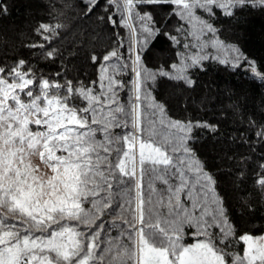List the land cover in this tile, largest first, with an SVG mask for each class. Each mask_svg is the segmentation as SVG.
<instances>
[{
    "label": "snow or ice",
    "instance_id": "1",
    "mask_svg": "<svg viewBox=\"0 0 264 264\" xmlns=\"http://www.w3.org/2000/svg\"><path fill=\"white\" fill-rule=\"evenodd\" d=\"M98 3L87 0L88 11ZM245 9L264 11V0H105L124 34L91 57L95 80L38 74L22 58L0 65V264H264V232L237 234L190 146L205 125L168 119L150 91L158 78L191 86L190 69L207 60L244 63L264 82L255 61L216 39L217 14ZM172 18L175 35L164 31ZM61 27L42 22L36 34L51 41ZM159 35L177 46L170 71L141 66ZM253 184L264 194V164Z\"/></svg>",
    "mask_w": 264,
    "mask_h": 264
},
{
    "label": "trees",
    "instance_id": "2",
    "mask_svg": "<svg viewBox=\"0 0 264 264\" xmlns=\"http://www.w3.org/2000/svg\"><path fill=\"white\" fill-rule=\"evenodd\" d=\"M104 5L105 0H99L89 12L87 0H2L0 7L6 10H0V65L22 58L38 74L55 78L61 73L85 84L95 80L98 64L91 57H102L124 34L109 23ZM154 15L163 27L166 11L156 8ZM42 22L62 25L59 36L47 41L37 35ZM212 22L223 42L264 70V11L245 9L233 18L218 13ZM176 24L177 18L167 19L164 31L175 35ZM32 44L57 48L60 55L54 61L45 59L42 49H31ZM145 48L142 61L151 70H167L177 62V47L164 35ZM190 77L191 86L158 78L152 95L168 118L205 125L194 128L190 146L213 176L237 234L264 232V194L253 184L264 164V136L256 135L264 129V82L254 79L243 64L233 68L215 61L193 68Z\"/></svg>",
    "mask_w": 264,
    "mask_h": 264
},
{
    "label": "rangeland",
    "instance_id": "3",
    "mask_svg": "<svg viewBox=\"0 0 264 264\" xmlns=\"http://www.w3.org/2000/svg\"><path fill=\"white\" fill-rule=\"evenodd\" d=\"M206 38V37H205ZM216 39H218L221 43H223L224 45H227V46H233V47H235V48H237L236 46H234V45H231V44H227V43H225V42H223L220 38H219V36L217 35V31H216ZM125 45H126V47H127V43L125 42ZM176 46V45H175ZM177 47V46H176ZM209 52H213V50L212 49H209L208 50ZM244 56V55H243ZM223 57H228L229 59L231 58V54L230 53H227V52H224V53H222V58ZM248 60V59H247ZM207 61H214V60H207ZM207 61H204L203 63H205V62H207ZM249 61H251V60H249ZM177 62H178V59H177ZM215 62H218V61H215ZM241 64H243L244 66H245V69H247L248 71H249V69H248V67H247V65L246 64H244V63H241ZM224 65H228V66H230V67H232L231 66V64H224ZM142 68L143 67H146L144 64H143V61H142ZM147 68V67H146ZM234 68V67H233ZM236 68V67H235ZM149 69V68H148ZM151 70V69H150ZM171 70V67L169 68V69H167L166 71H170ZM192 69H190V71H191ZM153 71H157V70H153ZM190 71H189V73H188V75H189V78H190V80L192 81V79H191V77H190ZM249 73H250V75H251V72L249 71ZM192 84V83H191ZM152 89L150 88V91H151ZM152 93V92H151ZM121 96H122V98L123 99H125L126 100V94H124V93H122L121 94ZM153 96V95H152ZM154 98V97H153ZM168 118V117H167ZM168 119H170V118H168ZM171 120H173V119H171ZM193 124H196V123H193ZM196 125H199V124H196ZM33 162L34 163H40L39 162V160H38V158H34V160H33ZM186 242H188V243H190L191 242V238L190 237H188V238H186Z\"/></svg>",
    "mask_w": 264,
    "mask_h": 264
}]
</instances>
